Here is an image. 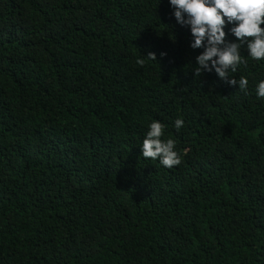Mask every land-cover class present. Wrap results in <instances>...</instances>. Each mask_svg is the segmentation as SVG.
<instances>
[{
	"label": "trees",
	"instance_id": "16d2710c",
	"mask_svg": "<svg viewBox=\"0 0 264 264\" xmlns=\"http://www.w3.org/2000/svg\"><path fill=\"white\" fill-rule=\"evenodd\" d=\"M171 13L0 0V264H264V60L247 93L194 76ZM152 120L179 165L142 157Z\"/></svg>",
	"mask_w": 264,
	"mask_h": 264
},
{
	"label": "clouds",
	"instance_id": "9594fccd",
	"mask_svg": "<svg viewBox=\"0 0 264 264\" xmlns=\"http://www.w3.org/2000/svg\"><path fill=\"white\" fill-rule=\"evenodd\" d=\"M159 2V0H158ZM176 24L186 27L191 35L189 47L202 49L195 56L193 75L200 77L203 72H214L221 81L247 93L249 80L241 76L239 80L230 73L246 64L241 55L254 61L264 60V0H167ZM231 36L233 39H228ZM166 53H161V56ZM148 56L155 59V54ZM255 94L264 99V79L255 83ZM184 121L177 118L173 127L179 131ZM166 125L152 120L147 125L140 147L143 158L159 161L165 168L181 163L176 150V142L164 139Z\"/></svg>",
	"mask_w": 264,
	"mask_h": 264
}]
</instances>
